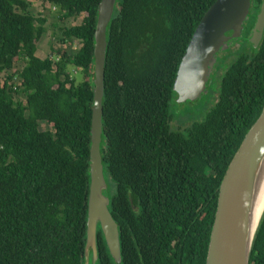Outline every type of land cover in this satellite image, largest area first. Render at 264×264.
Returning a JSON list of instances; mask_svg holds the SVG:
<instances>
[{"label": "trees", "instance_id": "trees-1", "mask_svg": "<svg viewBox=\"0 0 264 264\" xmlns=\"http://www.w3.org/2000/svg\"><path fill=\"white\" fill-rule=\"evenodd\" d=\"M214 1L115 0L99 155L118 264H204L220 181L264 107V32L256 49L246 40L262 0H250L244 45L217 88L212 79L215 101L187 128L170 126L177 66ZM32 2L60 23L80 19L57 28L51 58L36 56L45 20ZM98 3L0 0V264H83ZM95 237V264H115L98 228ZM248 264H264V210Z\"/></svg>", "mask_w": 264, "mask_h": 264}, {"label": "water", "instance_id": "water-1", "mask_svg": "<svg viewBox=\"0 0 264 264\" xmlns=\"http://www.w3.org/2000/svg\"><path fill=\"white\" fill-rule=\"evenodd\" d=\"M115 0H99L93 33L92 105L89 123L88 189L85 214L83 264H95V233L98 228L110 258L119 263L118 233L108 210L99 144L105 30ZM250 0H215L193 30L175 73L172 91L175 104L192 103L205 95L215 55L226 43L240 37ZM264 28L261 1L247 43L256 49ZM264 169V107L246 132L220 181L209 231L204 264H248L256 221L253 202Z\"/></svg>", "mask_w": 264, "mask_h": 264}, {"label": "rangeland", "instance_id": "rangeland-1", "mask_svg": "<svg viewBox=\"0 0 264 264\" xmlns=\"http://www.w3.org/2000/svg\"><path fill=\"white\" fill-rule=\"evenodd\" d=\"M29 13L34 17V18H43L45 20V33L44 35L40 38V40L36 43V56L40 59H44L47 56L50 58L52 57V51H55L60 48L57 43L54 40V36L58 33L57 28L58 27H69L72 25H77L80 22V19H75V20H67L63 23H60L56 19L55 12L53 11L52 7L48 5H41L39 2H32L31 6L29 7ZM54 35V36H53ZM75 44V43H74ZM240 44V43H238ZM242 44V43H241ZM76 46V45H75ZM225 65L229 64L232 60L234 55H222V57H225ZM23 61L17 60L13 66L12 71H18L23 67ZM223 65L220 67L218 70L216 76L217 79H219L220 75L223 73ZM68 72L73 75L75 78L76 82H80L81 78L80 75L76 73V71L68 69ZM216 78L214 77V81H216ZM218 81V80H217ZM17 82L16 79L13 80V83L15 84ZM217 85V82H216ZM215 87L217 88V86ZM211 87V89H213ZM206 95H202L200 97V100H197L195 102L189 103V104H171L170 105V111L175 113L176 118H174L170 124L172 129H185L187 128L191 120H197L200 118L202 115V107L203 103H206ZM216 97V91H213L212 95V103L215 101ZM20 101H22L21 98H19ZM211 105V104H210ZM208 105V106H210ZM185 116V117H182ZM190 120H189V119ZM39 129L42 131L44 130V125L40 124Z\"/></svg>", "mask_w": 264, "mask_h": 264}, {"label": "flooded vegetation", "instance_id": "flooded-vegetation-1", "mask_svg": "<svg viewBox=\"0 0 264 264\" xmlns=\"http://www.w3.org/2000/svg\"><path fill=\"white\" fill-rule=\"evenodd\" d=\"M250 8V7H249ZM258 9H259V7H258ZM250 10V9H249ZM249 10H248V14H249ZM257 13H258V10H257ZM257 13L255 14V17H256V15H257ZM248 14H247V16H246V18H245V20H244V22L242 23V30H241V32H240V37L239 38H237V39H235V40H230V41H228L227 43H226V49L224 50V51H220V52H218L216 55H215V62H214V64H213V66H212V68H211V70H210V73H209V76H208V83L206 84V88H205V92H206V97H207V89L208 88H210L211 89V87H213L212 85V79H214V77L216 78V77H218V76H216V74H217V72H218V70L220 69V67L223 65L224 67H223V69H225V67L226 66H228L229 64H227V65H225V59H226V56L225 57H222V55H228V54H230V55H236L237 53H238V51L240 50V48L244 45L243 44V35H244V32H245V30H246V26H247V21H248ZM254 21H255V18H254ZM253 24H254V22H253ZM253 26V25H252ZM251 29H252V27H251ZM251 29H250V31H251ZM250 31H249V33H250ZM263 32H264V28H263ZM263 32H262V35H263ZM247 40V39H246ZM238 43H240V44H238ZM242 43V44H241ZM260 43V42H259ZM247 53V52H246ZM218 79L216 78V81H214V85H216V82H218L217 81ZM210 85V86H209ZM212 90V89H211ZM212 95H213V90L212 91H210V94H209V96L207 97V99H206V105L208 106V105H210V104H212ZM198 100H200V98L198 99ZM175 103V102H174ZM184 104H189V103H184ZM183 104V105H184ZM182 117H185V116H182ZM189 119V118H188ZM190 120V119H189Z\"/></svg>", "mask_w": 264, "mask_h": 264}, {"label": "bare ground", "instance_id": "bare-ground-1", "mask_svg": "<svg viewBox=\"0 0 264 264\" xmlns=\"http://www.w3.org/2000/svg\"><path fill=\"white\" fill-rule=\"evenodd\" d=\"M264 207V169L260 178V182L257 186L253 208H252V219L256 221Z\"/></svg>", "mask_w": 264, "mask_h": 264}, {"label": "built area", "instance_id": "built-area-1", "mask_svg": "<svg viewBox=\"0 0 264 264\" xmlns=\"http://www.w3.org/2000/svg\"><path fill=\"white\" fill-rule=\"evenodd\" d=\"M16 85H17V86L19 85V80H17Z\"/></svg>", "mask_w": 264, "mask_h": 264}]
</instances>
